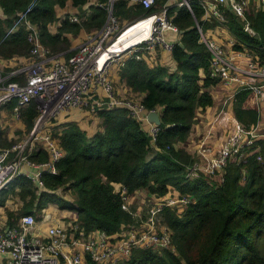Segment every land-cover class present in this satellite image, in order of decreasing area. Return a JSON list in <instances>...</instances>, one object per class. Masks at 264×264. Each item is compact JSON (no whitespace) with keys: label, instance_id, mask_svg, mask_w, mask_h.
<instances>
[{"label":"trees","instance_id":"1","mask_svg":"<svg viewBox=\"0 0 264 264\" xmlns=\"http://www.w3.org/2000/svg\"><path fill=\"white\" fill-rule=\"evenodd\" d=\"M32 1L0 0V56L31 53L33 44L25 25L5 36ZM169 2L157 0L145 9L140 4L115 0L114 14L127 22L160 11ZM108 3L109 0H39L28 19L38 26L42 44L55 54L69 51L67 54L72 55L71 37L99 30L106 23ZM191 5L193 11L186 5L168 9L169 19L180 30L171 64L148 54V59H127L120 68L121 80L134 93L143 95L145 108L160 114L156 141L147 125L124 106L98 109L102 127L93 135L77 121H66L59 132L53 131L65 151L57 163L58 173L44 172L42 189L25 176L8 187L23 201L20 209L6 205L5 197L0 203L6 207L8 225H16L24 214L38 216L49 205H59L72 211L68 221L77 222L86 232L116 234L136 223L133 213L123 208V188L132 198L139 191L156 198L176 193L190 197L191 202L165 207L160 214L162 223L172 231L174 250L134 248L129 259L115 264H264V143L257 141L247 148L246 157L231 160L222 182H213L205 174L188 176V167L198 159L186 144L199 112L214 104L210 88L221 82L220 77L211 74V53L200 41L197 27L198 23L207 30L216 23L204 21V9L198 2ZM224 11L225 26L237 40L234 48L250 49L255 61L264 65V8L251 4L246 11L255 36L245 31L244 21L228 6ZM70 12L79 14L82 20L72 22ZM60 18L61 24L54 30ZM255 97L253 90L243 88L233 99L235 118L246 128L256 126L260 118ZM23 116L31 128L38 116L35 104ZM258 145L261 148L256 151ZM31 158L43 162L48 155L39 150ZM62 191L71 196L65 197ZM85 264L105 263L88 259Z\"/></svg>","mask_w":264,"mask_h":264},{"label":"built area","instance_id":"2","mask_svg":"<svg viewBox=\"0 0 264 264\" xmlns=\"http://www.w3.org/2000/svg\"><path fill=\"white\" fill-rule=\"evenodd\" d=\"M38 1L33 0L25 11L19 13L5 36L8 37L25 25L33 47L30 64L18 65L9 72H0V111L4 105L15 100V119H21L22 111L33 103L38 116L32 130L22 140L0 148V193L20 176L29 178L36 187L42 189L45 187L43 173H58L57 163L64 157L65 151L54 137L53 130L49 129V123L62 112L89 110L97 114L98 109L124 106L148 128V113L153 110H147L142 101L116 93L111 76L112 68L114 64L122 67L130 58L143 59L145 52L156 58L154 53L159 48L172 53L179 41L180 30L168 17L170 6L186 5L193 11L191 3L198 2L204 9V21L217 23L227 33L226 41L211 39L197 23L200 41L211 53L213 76L220 77L228 85L237 84L240 89L249 88L257 96H261L264 90V65L255 61L256 56L250 49L234 48L237 40L225 26L224 11V7L228 6L244 21L245 31L255 36L256 31L246 11L251 4L264 8V0H170L169 5L162 10L136 17L125 25L114 14L115 0H109L106 23L97 31L87 32L72 55L67 54L69 51L55 54L42 44L38 26L28 19L29 12ZM126 1L130 5L140 4L149 9L157 0ZM89 14L90 10L86 11V15ZM68 18L72 22L82 20L75 12H70ZM147 21L150 24L146 36L131 43L121 40L130 30H135L138 25ZM148 130L152 140L156 141L160 125L152 123ZM261 138H264V132L256 126L246 128L237 123L227 144L219 153L209 156V149L202 146L198 161L188 167V176L195 178L202 172L210 180H214L212 175L218 173L219 182H222L225 169L232 158L241 160L246 157L247 148ZM39 150L47 153L46 161L32 160L31 156ZM122 197L123 208L133 213L136 223L116 234H108L102 230L86 232L75 221L56 222L41 228V223L31 213L22 215L18 223L11 226L8 225L7 215L3 214L0 216V264H85L88 259L115 264L129 259L134 248L174 250L172 231L162 223L160 214L165 207L188 204L191 202L190 197L173 194L156 198L147 193L145 212H135L132 209L135 197H130L125 188ZM51 208L44 210L43 222L52 219L49 213Z\"/></svg>","mask_w":264,"mask_h":264},{"label":"crops","instance_id":"3","mask_svg":"<svg viewBox=\"0 0 264 264\" xmlns=\"http://www.w3.org/2000/svg\"><path fill=\"white\" fill-rule=\"evenodd\" d=\"M61 21L62 18H60L56 23L54 30H56L57 26L61 24L60 23ZM217 25L218 24L216 23L215 26ZM210 29L212 31L213 27H211ZM86 34L87 32L84 31L81 34V36L78 38L71 37V41L73 43L72 47L74 48L77 47L83 41ZM217 38L224 41L223 35L222 37L218 35ZM225 38L226 39L228 38V35L226 33H225ZM154 55L161 63L171 64V62H173V60L171 59V54L165 52L160 48L157 49ZM144 58L148 59V52L144 53ZM31 62H32L31 53L26 56H16V57L0 56V72H9L18 65L21 64L28 65ZM116 66L119 67L116 69V67L114 66L112 68V74H111L115 83L116 93L122 97H133L135 98V100L141 101L143 95L134 93L125 84V82L121 80L120 77L121 67L120 65L117 64ZM239 89H240L239 85L237 84L228 85L223 80H221V82L218 85L212 86L210 88L211 94L214 99V104L204 112H199L198 114V118L194 126L193 134L186 144L187 149L190 153H192L193 155H199L202 146H205L209 149V151H207L208 155L213 156L219 153V151L227 144L230 134L234 130L236 124L239 123L235 118L234 103H233V99L235 95L238 93ZM99 96H101V94H99ZM94 97H96V95ZM256 103L258 105V110L260 112V118L256 127L259 130H261V132H264V90L261 96H257ZM14 105H15V101L10 102L4 105L0 111V148L9 147L11 146V144L19 141L20 139L25 137L26 134H28L34 126L33 124L31 128H28V124L26 123L25 117L23 116V113L30 106L22 111V118L18 120L15 119L13 115ZM89 113L94 114L89 110H85L83 112L77 110L62 112L57 118L53 119L49 123V129L53 131L55 129L56 131L59 132L60 129L62 128L61 125H63L66 121H79L81 122L80 123L81 126L87 130L89 135H93L94 133H96L98 130L101 129L102 119L96 114L97 116L93 118V122H92ZM152 123L154 122L148 123V128L151 127ZM258 141L264 143V138H261ZM260 148L261 145H258L256 147V151L260 150ZM199 157H197V159H199ZM29 170L33 171L32 168H29ZM140 193H145V192L139 191L137 194ZM136 195L134 201L138 197ZM174 195L177 194L174 193ZM2 208L3 206L0 204V216H2L3 214L6 215V210L3 211ZM43 213H41L38 216L35 215L38 219V222L41 223L40 224L41 228H45L48 224H53L56 222L62 223L68 221V217L69 218L71 217L72 211L64 209L59 205H54L49 212L52 215V219L48 222H46L45 220L43 222V216H44Z\"/></svg>","mask_w":264,"mask_h":264},{"label":"rangeland","instance_id":"4","mask_svg":"<svg viewBox=\"0 0 264 264\" xmlns=\"http://www.w3.org/2000/svg\"><path fill=\"white\" fill-rule=\"evenodd\" d=\"M128 22H122V24L123 25H125V24H127ZM207 33H206V35L209 37V38H211V39H215V38H217V36L219 35V36H221L222 37V35L224 36V41H226L227 39L225 38V31H224V29L222 28V27H220L219 25H217V26H215V27H213V30L211 31V29L209 28V29H207V30H205ZM213 31H215V32H213ZM225 32V33H224ZM220 34H222V35H220ZM227 34V33H226ZM73 48V50L76 48H74V47H72ZM116 67V69L119 67V66H116L115 64L113 65V67ZM89 116L91 117L90 119H91V121L93 122V118H95L97 115L96 114H90L89 113ZM79 124L81 123V122H79V121H77ZM81 125V124H80ZM62 129V128H61ZM60 129V130H61ZM27 135V134H26ZM24 138V137H23ZM22 138V139H23ZM22 139H20V140H22ZM19 140V141H20ZM19 141H17V142H19ZM17 142H15V143H17ZM15 143H13V144H15ZM196 156V158L197 157H199L200 156V154L199 155H195ZM233 160H236V159H234V158H232ZM200 174H203L202 172H200L199 173V175ZM213 176V182H217V181H219L220 180V174H215V175H212ZM212 181V180H211ZM18 187H16L15 189L17 190V191H19V189H17ZM8 188H6V189H4L1 193H0V203L2 202V200L4 199V197L6 198V205H8L9 207H11L12 209H20L21 208V206L23 205V201L19 198V196H18V194H16V193H13V192H11V190H7ZM144 192V191H143ZM61 194H63L65 197H70L71 196V194H70V192H64V191H62V192H60ZM136 196H138L137 197V199L135 200V201H133V203H132V205H131V207H132V209L136 212V211H138V210H142V211H146L145 209L147 208V200H146V198H147V193H140V194H137ZM54 205H49L48 206V208L49 207H53ZM149 204H148V209H149ZM3 211L4 210H6V207L5 206H3Z\"/></svg>","mask_w":264,"mask_h":264},{"label":"bare ground","instance_id":"5","mask_svg":"<svg viewBox=\"0 0 264 264\" xmlns=\"http://www.w3.org/2000/svg\"><path fill=\"white\" fill-rule=\"evenodd\" d=\"M149 22H145L141 25H138L137 28L135 30H130L128 33H126L121 40H124L127 43H131L132 41L136 40V39H140L144 36H146V34L149 31ZM144 29V31H142ZM142 31V33H141Z\"/></svg>","mask_w":264,"mask_h":264},{"label":"water","instance_id":"6","mask_svg":"<svg viewBox=\"0 0 264 264\" xmlns=\"http://www.w3.org/2000/svg\"><path fill=\"white\" fill-rule=\"evenodd\" d=\"M179 44L181 46H183V43L182 42H179ZM148 121L149 122H154V123H156L158 125H161V122L162 121H161V117H160L159 112L157 110L150 111L148 113Z\"/></svg>","mask_w":264,"mask_h":264}]
</instances>
